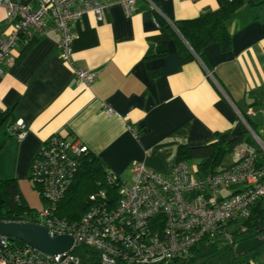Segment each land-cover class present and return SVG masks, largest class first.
I'll return each instance as SVG.
<instances>
[{
	"label": "crops",
	"instance_id": "obj_1",
	"mask_svg": "<svg viewBox=\"0 0 264 264\" xmlns=\"http://www.w3.org/2000/svg\"><path fill=\"white\" fill-rule=\"evenodd\" d=\"M17 1L37 9L41 0ZM101 1L109 4L101 20L89 12L72 26L73 63L96 74L91 84L81 83L60 59L58 32L36 34L29 45L19 42L5 64L1 179L30 180L33 158L54 134L87 145L108 172L129 183L135 163L170 173L181 145L240 137L237 146H256L241 114L263 134L264 0H244L228 25L231 49L223 52L217 43L206 47L209 67L191 52L176 23L230 0H136L130 16L120 3ZM12 28L1 8L0 33ZM182 47L190 57H184ZM249 108L254 114L248 115ZM17 120L26 124L23 139L9 130ZM129 126L143 132L137 135ZM228 156L227 164L234 152Z\"/></svg>",
	"mask_w": 264,
	"mask_h": 264
},
{
	"label": "built area",
	"instance_id": "obj_2",
	"mask_svg": "<svg viewBox=\"0 0 264 264\" xmlns=\"http://www.w3.org/2000/svg\"><path fill=\"white\" fill-rule=\"evenodd\" d=\"M114 1L128 16L135 11L136 0ZM152 5L163 14L156 4ZM108 6L101 0H41L35 9L17 0H0V9H6L13 25L10 33H0V77L19 42L36 34L58 32L60 59L71 65L81 83L91 84L96 74L73 63L72 26L89 12L101 20ZM247 113L254 114L253 108ZM241 115L256 146H237L232 163L203 177L196 175L187 161L177 162L168 174L135 163L131 169L133 181L119 182L115 196L105 191L91 195L89 211L77 221L59 216V205L73 184L79 158L89 148L54 134L40 147L31 166L32 180L41 186L44 207L5 221L43 225L53 237L71 235L74 245L66 252L48 254L0 234V264H88L82 257L83 247L95 250L99 264H169L189 255L206 239L218 237L234 243V231L245 227L253 207L264 198V129L260 134ZM129 127L138 135L136 127ZM9 130L19 139L27 135L23 120L12 123ZM110 174L116 182L119 176ZM16 198L20 201L21 195ZM234 224L238 228H233ZM79 249L82 252L78 253Z\"/></svg>",
	"mask_w": 264,
	"mask_h": 264
},
{
	"label": "trees",
	"instance_id": "obj_3",
	"mask_svg": "<svg viewBox=\"0 0 264 264\" xmlns=\"http://www.w3.org/2000/svg\"><path fill=\"white\" fill-rule=\"evenodd\" d=\"M243 4L244 0H230L218 10L203 13L196 19L176 23L191 52L193 51L200 57L207 66L205 49L208 45L217 43L223 52L231 49L232 38L228 25L238 8ZM25 40L22 43L29 45L31 39L25 38ZM182 54L184 57L191 56L186 47H182ZM6 118L7 112L0 109V127L4 124ZM142 132L138 129V135ZM239 142H241L240 137L230 142L215 140L200 146L181 145L178 150L177 162L187 161L191 166L190 162L194 161L196 163L193 167L194 172L196 175L203 177L215 172L219 166L227 164L225 163L226 157L234 152ZM79 159L80 162L73 184L59 205V216L70 221L80 220L89 211L92 205L91 195L105 191L109 196H115L119 182L124 180L119 176L116 182H112L110 172L106 170L100 158L90 150ZM201 169H203V173ZM33 183L39 191L41 186L35 181ZM0 193L2 199V202H0V221L16 220L20 218L21 214H32L37 210L24 199L15 179L0 178ZM18 195H21L20 201L16 198ZM244 226L243 229L234 231L236 237L234 243L225 242L218 237L206 239L197 244L189 255L176 258L169 264H260L264 259V198L253 207L251 215L245 221ZM261 226L262 231H260ZM243 233H248L245 239L261 235L262 245L253 251L237 253L236 246L242 241H240L239 236ZM18 242L22 243L23 241L18 240ZM83 249L85 250L82 253L84 261L87 260L88 264H99L94 249L86 247H83ZM80 252L82 251L79 249L78 253Z\"/></svg>",
	"mask_w": 264,
	"mask_h": 264
},
{
	"label": "water",
	"instance_id": "obj_4",
	"mask_svg": "<svg viewBox=\"0 0 264 264\" xmlns=\"http://www.w3.org/2000/svg\"><path fill=\"white\" fill-rule=\"evenodd\" d=\"M0 202L1 193H0ZM262 226L260 231H262ZM0 234L7 235L12 239L21 240L38 248L48 254H59L68 251L74 245V238L71 235H60L53 237L47 227L32 223L18 221H0ZM263 243L261 237L244 239L236 246V252L253 251Z\"/></svg>",
	"mask_w": 264,
	"mask_h": 264
},
{
	"label": "rangeland",
	"instance_id": "obj_5",
	"mask_svg": "<svg viewBox=\"0 0 264 264\" xmlns=\"http://www.w3.org/2000/svg\"><path fill=\"white\" fill-rule=\"evenodd\" d=\"M3 131H4V128H3V130L1 132H3ZM250 136L254 140L253 135L250 134ZM254 142H255V140H254ZM230 157L231 156H228V160L231 159ZM190 164H191V167L193 169V167L195 166L196 163L194 161H191ZM4 167H5V165L2 164L0 166V169H3ZM201 170H202V173H203V169H201ZM19 184L23 188V190H25L26 197L28 199V202L31 205L36 206V209H38V210L44 207L45 204L42 201V198H41V196L39 194V191L34 187V183H33V180L31 178H30V180L29 179L25 180V181L23 180L22 182L19 181ZM238 226L239 225L234 224L233 228H238ZM247 236H248V233L240 234V236H239L240 241L245 239ZM244 264H248V263H244Z\"/></svg>",
	"mask_w": 264,
	"mask_h": 264
},
{
	"label": "flooded vegetation",
	"instance_id": "obj_6",
	"mask_svg": "<svg viewBox=\"0 0 264 264\" xmlns=\"http://www.w3.org/2000/svg\"><path fill=\"white\" fill-rule=\"evenodd\" d=\"M261 235H259V237H260Z\"/></svg>",
	"mask_w": 264,
	"mask_h": 264
}]
</instances>
